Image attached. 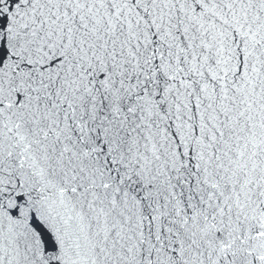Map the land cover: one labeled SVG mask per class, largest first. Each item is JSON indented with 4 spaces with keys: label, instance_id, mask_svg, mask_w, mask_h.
<instances>
[{
    "label": "snow or ice",
    "instance_id": "snow-or-ice-1",
    "mask_svg": "<svg viewBox=\"0 0 264 264\" xmlns=\"http://www.w3.org/2000/svg\"><path fill=\"white\" fill-rule=\"evenodd\" d=\"M0 264H264V0H0Z\"/></svg>",
    "mask_w": 264,
    "mask_h": 264
}]
</instances>
